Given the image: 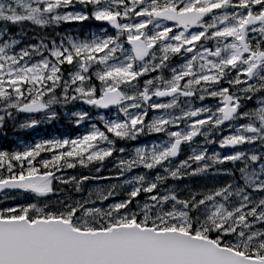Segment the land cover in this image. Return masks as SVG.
<instances>
[{"label": "snow or ice", "instance_id": "1", "mask_svg": "<svg viewBox=\"0 0 264 264\" xmlns=\"http://www.w3.org/2000/svg\"><path fill=\"white\" fill-rule=\"evenodd\" d=\"M61 117L0 149V264H264V0H0V136Z\"/></svg>", "mask_w": 264, "mask_h": 264}, {"label": "trees", "instance_id": "2", "mask_svg": "<svg viewBox=\"0 0 264 264\" xmlns=\"http://www.w3.org/2000/svg\"><path fill=\"white\" fill-rule=\"evenodd\" d=\"M67 26H64V29L67 30ZM84 32L87 31V28H83ZM22 117L20 119L22 120ZM63 119H59L58 121L52 123H45L37 127L36 129H27V130H19L18 132L13 133L9 131V135L7 137L0 136V149L3 148H16L22 147L24 145H32L36 142L45 139H53V138H75V132L70 130L68 126L63 124ZM151 137L146 138L149 140ZM20 141H23V144H20ZM84 169H76L71 170L74 172H83ZM5 194L0 196V199L3 198ZM14 195V194H13ZM26 200V197L17 196V199L14 201H8L9 203H17L23 202Z\"/></svg>", "mask_w": 264, "mask_h": 264}, {"label": "rangeland", "instance_id": "3", "mask_svg": "<svg viewBox=\"0 0 264 264\" xmlns=\"http://www.w3.org/2000/svg\"><path fill=\"white\" fill-rule=\"evenodd\" d=\"M22 119H23V117H22ZM62 119H63V121H62L63 124H64L65 126H68L70 130H73V131L75 132V135H76V136L81 135L82 133H84V132L86 131L87 127H88L87 125H81L80 127H76V126H74V125L72 124V122H71L69 119L64 118V117H62ZM153 139H155V138L153 137ZM106 168H113V165H112L111 163H107V162H106ZM83 173H84V174H88V172H87L86 169L83 170ZM104 174H105V175H110V174L114 175L115 172L113 171L112 173H109V172L106 170V171L104 172ZM101 183H106V182H101Z\"/></svg>", "mask_w": 264, "mask_h": 264}, {"label": "water", "instance_id": "4", "mask_svg": "<svg viewBox=\"0 0 264 264\" xmlns=\"http://www.w3.org/2000/svg\"><path fill=\"white\" fill-rule=\"evenodd\" d=\"M1 194V193H0Z\"/></svg>", "mask_w": 264, "mask_h": 264}]
</instances>
